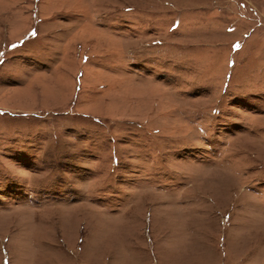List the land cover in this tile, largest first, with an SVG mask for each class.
<instances>
[{"label":"rangeland","instance_id":"obj_1","mask_svg":"<svg viewBox=\"0 0 264 264\" xmlns=\"http://www.w3.org/2000/svg\"><path fill=\"white\" fill-rule=\"evenodd\" d=\"M0 264H264V0H0Z\"/></svg>","mask_w":264,"mask_h":264}]
</instances>
